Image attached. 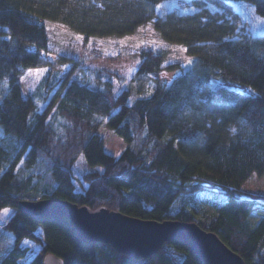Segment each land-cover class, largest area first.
<instances>
[{"label": "trees", "instance_id": "16d2710c", "mask_svg": "<svg viewBox=\"0 0 264 264\" xmlns=\"http://www.w3.org/2000/svg\"><path fill=\"white\" fill-rule=\"evenodd\" d=\"M181 1L193 10L163 9L179 0H0V210L15 209L0 235V264H22L30 250L23 240L36 247L25 264H43L49 253L64 264H203L180 241L130 257L84 242L65 216L32 219L18 209L21 200L42 198L144 220L193 221L246 264H264V189L244 188L252 174L264 173V34L224 24L235 0ZM243 1L264 16V0ZM47 19L81 34L82 59H73L62 78L41 77L24 96L20 79L49 63L42 55L52 51ZM150 20L166 38L182 28L187 36L177 38L188 50L215 56L193 57L149 94L128 85L115 92L113 79L122 84L124 76L86 64L108 57L90 37L131 33ZM136 53L138 76L175 65L165 66L163 53L149 45ZM103 121L126 143L117 157L97 133ZM81 154L103 171L83 172L76 190L73 166ZM197 194L209 196L214 211L200 208Z\"/></svg>", "mask_w": 264, "mask_h": 264}, {"label": "rangeland", "instance_id": "374dc122", "mask_svg": "<svg viewBox=\"0 0 264 264\" xmlns=\"http://www.w3.org/2000/svg\"><path fill=\"white\" fill-rule=\"evenodd\" d=\"M129 1V0H128ZM170 2L163 5L164 10H171L177 6V12L193 10L192 5H188L185 1ZM177 4V5H176ZM162 4L158 5L161 7ZM226 20L224 24L227 26H235L236 29L243 27L246 32L251 34H264V16L256 13L250 2L243 0L231 1L230 5H226ZM206 18L204 17V20ZM222 22V20H219ZM50 36L51 52L42 53L48 59L46 65L31 67L27 73L20 79L21 92L27 96L39 79L43 76L56 75V78H62L65 70L73 59H82L85 43L81 34L72 26L62 22L61 20L47 19L45 20ZM182 28H178L176 32H172L169 38L162 36L158 29L153 26V20L139 25L133 32L122 35H91L90 41L95 42L100 50L108 57L99 60H88L86 64L90 67H104L111 71L118 72L124 76L123 83H119L113 79L115 92H118L123 86H132L139 88L142 94H149L153 85L157 81H168L181 72V68L187 66L189 61L195 56L213 57L215 53L205 49H190L181 43L177 36H187ZM149 45L160 50L164 55L163 64L168 66L175 64L172 68L164 67L163 69L151 73L149 76H138L135 74L139 63L136 49L141 45ZM85 47V46H84ZM58 82V81H57ZM238 91H251L252 88L237 82L220 81ZM97 133L104 140L103 148L117 157L121 150L126 146L124 139L116 134L106 121L99 126ZM103 171L101 164L90 165L86 162L83 154H81L73 166L74 181L76 182V190H82V185L78 181V177L83 172ZM244 188L248 192H261L264 189V173L258 175L252 174L250 179L245 183ZM250 197V194H244ZM197 205L205 211H214L215 203L207 195L197 194ZM198 206L194 211L199 216ZM7 209V212L4 210ZM15 211L14 208L5 206L0 210V235L4 224ZM254 217L251 221H254ZM22 244H27L30 250L26 257L21 259V263H27L35 253L36 247L29 240H23Z\"/></svg>", "mask_w": 264, "mask_h": 264}, {"label": "water", "instance_id": "95a60500", "mask_svg": "<svg viewBox=\"0 0 264 264\" xmlns=\"http://www.w3.org/2000/svg\"><path fill=\"white\" fill-rule=\"evenodd\" d=\"M18 209L32 219L65 216L84 242L107 243L130 257H149L163 243L176 240L185 244L203 264H246L214 232L193 221L144 220L105 208L93 210L58 198L21 200ZM43 264H64V261L49 253Z\"/></svg>", "mask_w": 264, "mask_h": 264}, {"label": "snow or ice", "instance_id": "6c2138e0", "mask_svg": "<svg viewBox=\"0 0 264 264\" xmlns=\"http://www.w3.org/2000/svg\"><path fill=\"white\" fill-rule=\"evenodd\" d=\"M233 131H235V129H233ZM4 211L7 212V209H5Z\"/></svg>", "mask_w": 264, "mask_h": 264}]
</instances>
